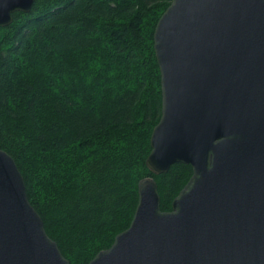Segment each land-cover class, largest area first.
<instances>
[{
    "label": "water",
    "instance_id": "1",
    "mask_svg": "<svg viewBox=\"0 0 264 264\" xmlns=\"http://www.w3.org/2000/svg\"><path fill=\"white\" fill-rule=\"evenodd\" d=\"M34 2L0 0V27ZM153 48L161 114L145 165L192 175L169 211L141 179L129 227L88 264H264V0H171ZM0 264H70L1 149Z\"/></svg>",
    "mask_w": 264,
    "mask_h": 264
},
{
    "label": "trees",
    "instance_id": "2",
    "mask_svg": "<svg viewBox=\"0 0 264 264\" xmlns=\"http://www.w3.org/2000/svg\"><path fill=\"white\" fill-rule=\"evenodd\" d=\"M171 0H35L0 27V149L70 264H88L129 227L138 182L160 209L192 175L145 165L161 114L155 26Z\"/></svg>",
    "mask_w": 264,
    "mask_h": 264
},
{
    "label": "clouds",
    "instance_id": "3",
    "mask_svg": "<svg viewBox=\"0 0 264 264\" xmlns=\"http://www.w3.org/2000/svg\"><path fill=\"white\" fill-rule=\"evenodd\" d=\"M209 170H211V168H212V157L210 156V162H209Z\"/></svg>",
    "mask_w": 264,
    "mask_h": 264
}]
</instances>
